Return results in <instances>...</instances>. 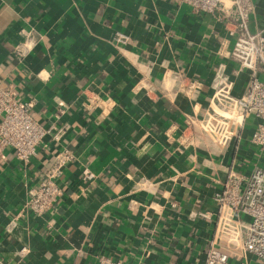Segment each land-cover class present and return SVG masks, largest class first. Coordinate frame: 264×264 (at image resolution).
<instances>
[{
	"label": "crops",
	"instance_id": "0c3cea01",
	"mask_svg": "<svg viewBox=\"0 0 264 264\" xmlns=\"http://www.w3.org/2000/svg\"><path fill=\"white\" fill-rule=\"evenodd\" d=\"M253 1L250 26L262 30L264 0ZM225 38L210 14L178 0H0V86L34 100L44 127L67 129L27 165L11 148L0 156V264H97L101 255L204 264L226 173L264 167L250 143L253 118L222 153L181 139L214 109V80L226 75L234 96L245 91L246 75L219 55ZM94 97L103 103L91 110ZM63 148L75 156L58 180L63 194L36 217L30 192ZM85 169L96 178L83 180Z\"/></svg>",
	"mask_w": 264,
	"mask_h": 264
},
{
	"label": "built area",
	"instance_id": "2783aa9c",
	"mask_svg": "<svg viewBox=\"0 0 264 264\" xmlns=\"http://www.w3.org/2000/svg\"><path fill=\"white\" fill-rule=\"evenodd\" d=\"M178 3L190 7L194 14H210L224 26L226 38L219 55L238 66L235 76L245 74L247 77L245 91L240 96L233 95L234 81L228 76L221 75L213 81L211 104L214 109L206 119L190 123L188 132L181 137L183 144L204 146L205 150L222 153L240 138L246 122L253 118L250 143L264 155V29H251L254 1L178 0ZM114 40L123 45L129 38L117 32ZM14 53L23 59L21 45ZM92 101L93 105H85L91 110L103 103L98 97ZM34 105V100L21 101L14 86H0V156L4 149L11 148L17 160L27 165L37 155L38 148L46 146L48 136L59 142L65 134V127L53 124L46 128L36 121L32 116ZM65 114L66 110L61 108L55 119ZM74 160V154L65 148L57 153L46 180L30 192L26 208L31 214L42 217L57 204L63 194L58 180ZM95 178L94 173L83 170V180ZM214 201L216 228L204 264H251L253 259L264 264V167L255 164L249 174L228 170L220 189L214 193ZM25 251L24 248L22 252ZM97 264L126 263L101 255Z\"/></svg>",
	"mask_w": 264,
	"mask_h": 264
}]
</instances>
